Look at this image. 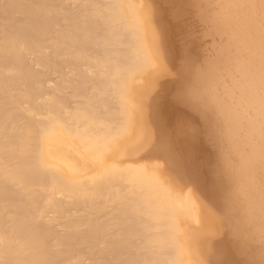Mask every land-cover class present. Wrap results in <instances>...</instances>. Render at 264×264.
I'll return each instance as SVG.
<instances>
[{
  "label": "bare ground",
  "instance_id": "obj_1",
  "mask_svg": "<svg viewBox=\"0 0 264 264\" xmlns=\"http://www.w3.org/2000/svg\"><path fill=\"white\" fill-rule=\"evenodd\" d=\"M67 1L0 0V264H197L192 254L195 244L192 240L200 243L193 249L199 248L208 255H202L205 261L236 264L237 257L234 258L237 261H233V255L230 258L226 252L212 257L225 250L231 241H224L222 231L211 228L209 223L213 222L208 220V223L200 216V203L197 202V211L204 225L197 221L201 228L194 230V226L188 230L187 224L183 225L184 219L193 221L198 217L183 201L185 199L173 196L158 175L137 167L138 163L121 166L114 161L124 160L130 155V148H136L140 136L136 122L142 120L137 114H142L139 111L145 108L144 104L139 108L142 103L137 102L149 90L147 87L155 84L163 65L154 55L161 43L157 37L158 46L152 44L157 40L149 29L154 25L148 23L156 19L150 17L151 13H156L151 11L149 14L152 9L149 7L146 13L145 0L143 6L140 0H99V3L96 0H71L76 4L75 9L67 7ZM189 1L184 2L189 5L194 2ZM196 1L198 7L199 3L205 4ZM208 1L207 7L198 10L209 12L205 8L211 4L209 9L214 12L216 7L213 8L212 3L218 6L214 14L209 12L214 25L208 22L206 13L202 14L226 37L221 35L222 41L225 40L221 42L225 56H220L226 64L222 66V73L215 72V75L216 67H208L205 71L201 68L204 76L198 74L199 79H195L204 90L197 84L201 88L197 90V86L194 93L204 92L197 98L192 90L186 91L189 93L187 98H197L192 101L194 110L198 105L203 106V97L213 102L219 113L215 120L221 118L218 126L222 128L218 132L220 136H216L218 140L221 137L230 152L227 159L230 161L221 165L223 174L219 176L223 181L226 179L222 189L226 198L222 201L219 188L216 192L220 195L212 193L214 199L219 197L222 201L219 200L216 208L219 221L216 224L228 225V236L235 234L231 244L237 254H231L248 256L250 252L245 259L238 256L243 264H264V238L261 235L264 225V28L259 10L242 7V0ZM218 48L215 53L220 50ZM160 51L164 52L163 49ZM214 59L210 63L215 62ZM157 62L162 65L159 67ZM63 65L70 68V74H61L55 91L45 95L47 72ZM182 76H185L183 72ZM141 79L144 80L142 85L139 84ZM68 87L70 96L77 98L76 102H82L72 108L65 105L64 89ZM204 118L208 117L204 115ZM209 118L210 121L214 119ZM211 122L215 123L214 120ZM222 148L221 145L220 150ZM215 168V173L220 172ZM210 170L208 175L212 172L214 177ZM211 188L215 189V186ZM217 200H213L215 204ZM201 213L205 212L202 210ZM214 215L210 214L211 220ZM188 227L192 226L189 224ZM217 235H221L220 240H215ZM195 253V257L200 258L203 252Z\"/></svg>",
  "mask_w": 264,
  "mask_h": 264
},
{
  "label": "rangeland",
  "instance_id": "obj_2",
  "mask_svg": "<svg viewBox=\"0 0 264 264\" xmlns=\"http://www.w3.org/2000/svg\"><path fill=\"white\" fill-rule=\"evenodd\" d=\"M73 1V0H72ZM101 1V0H100ZM99 0H96V3L98 2H100ZM142 1H143V4H142ZM147 1V2H146ZM155 1L156 0H145V2H146V4H148V5H146L145 4V2H144V0H140V3H141V5L143 6L144 4V6L143 7H146L148 10H147V12L146 13H148L149 12V8L151 9L150 10V12H149V14L151 13V11L153 12V13H156V14H152L151 13V15L152 16H150L149 14H147L148 16H150L151 18H153V19H155L154 21L153 20H149L148 21V23L149 24H153L152 26H153V29H154V27H156V30H153L152 28H150V26H149V29H150V33L152 32V34H151V36H154V35H156L155 37H156V39L155 40H157V37L159 38V41L157 40L155 43H152V44H155V46L154 47H157L158 45H157V43L159 42V43H161V44H159L160 46L162 45V46H164L163 48H161L160 46L157 48V50H155V51H157V52H155L154 53V55L156 56V58H157V56H158V58H160V59H158V61L160 62V60H161V62H162V66L161 65H159V63H158V65H159V67H160V69H159V74H158V76L156 77V81L154 82L155 84L153 85H150V86H154V87H152V88H150V86H149V88L147 87V89H149V90H147V91H145V93L146 94H144V96L146 97V99L144 98V96H143V101H142V99H140V101H138L137 103H142V105L141 106H139V108L140 107H143V104H144V107L146 108H142V111H139V112H141L142 114H137L138 115V117L140 116L141 118H142V120H143V123L144 124H146L145 126H147L148 128H146V127H144L143 125V123H142V125L140 124L141 122H142V120L139 122H136L138 125H137V131H138V133L140 134V136H141V134H145V136H139L138 137V141L140 140V142H138V141H136V150L134 149L133 150V148H130V155L129 156H127L126 158L127 159H129V160H127L125 157H124V160H114V161H116L115 163L116 164H119V165H121V166H125V165H131V166H136L137 165V167H141L142 169H144V170H146V171H148V172H150V173H154V174H156V175H158V177L159 178H161L162 179V181H163V183H165L164 185L168 188V190L170 191V193L173 195V196H175L176 198H179V199H181V200H183V199H185V200H187L188 199V202L187 201H185V200H183L185 203H188V206L192 209V210H194L193 211V213H194V215H195V213H197L196 215H195V217H198V219L196 220H193V221H191V220H189V219H184V223H183V225L184 224H187V225H185L187 228L186 229H190V228H195L194 226H196V228L194 229V230H199V228H201L200 226H197V225H199V222H200V220L202 219L201 217H203V219L204 218H206L207 219V222H208V220H209V222L211 221V222H213V223H209V225L211 224L212 225V227L211 228H213V227H215V228H213V229H216V231H222V238L223 237H225V240L224 241H227V242H230L229 244H230V246H229V244L226 242L225 244H228L227 245V247L225 246L224 248H225V250H220V251H218V252H216V253H218V255L215 253V254H212V257H213V255L214 256H217V257H219V254H222V253H225V254H227L228 256H230V258L232 257V255H233V257L231 258V260H233V261H237V262H235L236 264L238 263H240V264H243L242 263V259L240 258V257H238V256H241L242 258H244L245 259V257L247 258L249 255H251L250 254V252H249V254H248V256H243V255H235V254H237V253H235L236 251V249H234L233 250V246H232V240H233V235H235V234H232L231 233V235L229 234V236L231 237V239H230V237L228 236V233H230V230L228 229L229 227H228V225H221V223L222 222H220V224H216V223H218L219 221L217 220V218H216V214L218 213V210L216 209L217 208V206H218V204H219V200L221 201V199L220 198H222V201L223 200H225V198H226V196L225 195H222V194H224V191L222 190L223 188H224V184H225V181H226V179H225V181H223L221 178H219V176L221 175V174H223V170L221 169L222 168V164H224L226 161H230V160H227V159H229V157H230V152H228L229 150H226V146L224 145V142L223 141H221V137L219 138V140H218V137L216 136L217 134H218V136H220V133H218V132H221L222 130V128L220 129V127L218 126V124H221L219 121H218V119H220L221 120V118H217L216 117V119L217 120H215V115H219V113H218V111H217V109H216V106L213 104V102L211 103V101H209L208 102V100L205 98V97H203V99L201 98V100H204L205 99V102L204 103H206L205 105H204V103H203V101H202V104H203V110L201 111V109H202V107L201 106H199L198 105V107L194 110L192 107H194L195 105H193L192 103V101H196V99L197 98H199V97H201V93H203V92H201V91H197L198 93H194V92H196V87L198 86L197 84H200V86L202 85L200 82H199V80H197V79H199V76L202 74L203 75V73H205L204 71L208 68V67H212V68H214V67H216V68H214L215 69V71L213 72V74L215 73V74H218L219 73V71L222 73V66H224L225 64H226V61L224 62V60H223V58L222 57H224L225 55H224V49H222L224 52L222 53V50H221V48H223L222 47V45L224 46V43H221V42H224L225 40V36L224 35H222V33L221 32H219L218 31V29L216 28V26L214 27V26H211L213 23H212V21H211V16H209V15H211L210 13L212 12L211 11V9H209V7L211 6V4H209L210 6H208V8L206 9L205 8V10L206 11H211L210 13L209 12H204V10H200V12H199V10L198 9H201L200 7H202V8H204V7H207V2H209L208 0L206 1H204V0H199L198 1V3L199 2H205V4H204V6H203V4H198V5H200L199 7L197 6V3H194L196 0H193L194 2H191V0L189 1V2H191V5H189V3L187 4L186 2H184V1H187V0H157L156 1V3H155ZM167 3H166V2ZM183 1V2H182ZM212 1H216V0H212ZM71 2V0H68L67 1V3H65L66 5H67V7H69V8H73V9H75V7H76V4L74 5L72 2ZM158 2V3H157ZM164 2V3H163ZM182 2V3H181ZM197 2V1H196ZM167 5H166V4ZM174 3H176V4H174ZM177 3H180V4H177ZM184 3V4H183ZM196 4V5H194V4ZM64 4V6H66ZM162 4V5H161ZM165 4V5H164ZM183 4V5H182ZM194 6H193V5ZM213 4V8L214 7H216V8H214V10L216 9V11H214L213 10V8H212V10L214 11V12H217L218 10H217V8H218V6H214V4L215 3H212ZM151 5H153V6H155V8L153 7V6H151ZM177 5V6H176ZM182 5V6H181ZM185 5H186V7H185ZM202 5V6H201ZM180 6V7H179ZM189 6V7H188ZM197 8H196V7ZM149 7V8H148ZM176 7H178V8H176ZM157 9V10H155L154 11V9ZM166 8V9H165ZM176 8V9H175ZM184 9V10H183ZM176 10H177V12H176ZM181 11V12H180ZM157 12H159V13H157ZM180 12V13H179ZM214 12H212L213 14H214ZM164 13V14H163ZM176 13V14H175ZM177 13H179V15H177ZM204 13H206V16H208L207 18L209 19V21H208V19L203 15ZM208 13V14H207ZM159 14H160V16H159ZM202 14V15H201ZM155 15V16H154ZM147 16V17H148ZM200 16V17H199ZM213 16V15H212ZM146 17V19L148 20V19H151V18H147ZM203 17V18H202ZM210 17V18H209ZM159 18V19H158ZM203 20H202V19ZM158 19V20H157ZM205 19V20H204ZM150 21H153V22H155L156 21V23H157V21H158V23L156 24H154L153 22H150ZM206 21V22H205ZM210 22V23H212V24H210V23H208V22ZM166 26V27H164V26ZM214 25V24H213ZM162 28H161V27ZM211 27L212 28H215L216 29V32L218 31V34H216V32L214 31V32H212V30H215V29H212L211 30ZM175 28V29H174ZM181 28V29H180ZM152 29V30H151ZM161 29V30H160ZM169 29H171V30H169ZM173 30H175V31H173ZM155 31H158V32H155ZM165 32H166V34H165ZM159 35H158V34ZM161 33V34H160ZM170 33V34H169ZM213 33V34H212ZM219 33H220V35H219ZM214 34H215V36H214ZM164 35V36H163ZM170 35H171V37H170ZM219 36V39L217 40V36ZM224 36L223 38V41H222V36ZM175 36V37H174ZM160 37L162 38V39H160ZM166 37V38H165ZM174 37V38H173ZM168 38H171V39H168ZM221 38V39H220ZM154 38H152V42H154V40H153ZM189 40V41H188ZM216 40V41H215ZM219 40H220V42H219ZM165 41H167V43H165ZM169 41V42H168ZM163 42H164V44H163ZM220 44H219V43ZM178 44V45H177ZM217 44H219V45H217ZM175 48H174V47ZM185 46V47H184ZM217 46H219V48H220V50L218 51V52H214L216 49L215 48H217ZM166 47V48H165ZM170 47V48H169ZM182 47H183V49H182ZM187 47V48H186ZM169 48V49H168ZM178 48H179V50H178ZM190 48H192V49H190ZM218 48V49H219ZM154 49H156V48H154ZM164 50V52L166 53V55H164L165 53L164 52H162V51H160V50ZM165 49H166V51H165ZM171 49H173V51L171 50ZM187 49V50H186ZM217 49V50H218ZM158 50H159V53H158ZM170 50V51H169ZM181 50V51H180ZM172 51V52H171ZM175 51H176V53H175ZM221 51V52H220ZM160 52H161V55H160ZM192 52V53H191ZM219 52H220V54H219ZM170 53H173V54H170ZM219 54V56H218V54ZM216 54V55H215ZM227 54V53H226ZM223 55V56H222ZM161 56V57H160ZM193 56V57H192ZM214 56L216 57L215 59H214ZM220 56H222L221 58V60H220ZM163 57V58H162ZM173 59H172V58ZM175 57V58H174ZM219 57V58H218ZM164 58H165V60H164ZM170 58V59H169ZM182 58V59H181ZM226 58V57H225ZM180 59V60H179ZM203 59V60H202ZM210 59V60H209ZM211 59L213 60H215V62L213 61L212 63H210L211 62ZM168 60V61H167ZM172 60V61H171ZM173 60H174V62H173ZM187 60V61H186ZM206 60H209V61H207L206 63H204ZM201 61V62H200ZM219 61V62H218ZM164 62V63H163ZM165 62H167L166 64H165ZM172 62V63H171ZM176 62V63H175ZM189 62V63H188ZM170 63V64H169ZM194 63V65H193V68L191 67L192 66V64ZM175 64V65H174ZM183 64H184V66H183ZM209 64H211V65H209ZM167 65V66H166ZM187 65V66H186ZM68 66V65H67ZM202 66V67H201ZM214 66V67H213ZM179 67V68H178ZM197 67H200L199 69H198V71H199V73H198V71H197ZM165 68V69H164ZM169 68V69H168ZM184 68V69H183ZM187 68V69H186ZM204 70L203 71V73H201L202 71V69ZM176 69H178V70H176ZM188 69H190V72H189V70ZM216 69H218L217 71H216ZM221 69V70H220ZM171 70V71H170ZM182 70H185V71H187V72H189V74L188 73H185V71H182ZM195 70H196V72H195ZM157 71V70H156ZM175 71V72H174ZM69 72H71V70H70V68L69 67H66L65 65H63L62 66V68H60V67H58V68H56V69H54V70H51V72H47V74H46V76H45V85H47L46 87L47 88H45V95H47V94H49V93H53V91H55V87H56V83H57V80H58V78L60 77V75L61 74H70ZM182 72H183V75H185V76H182ZM193 72V73H192ZM218 72V73H217ZM157 73V72H156ZM170 73H172V74H170ZM179 74V75H177L178 76V79H177V76H176V74ZM192 73V74H191ZM197 73V74H196ZM220 73V74H221ZM198 74H199V76H198ZM214 74V75H215ZM195 75H196V77H195ZM201 75V76H202ZM65 76V75H64ZM67 76V75H66ZM172 76V77H171ZM175 76H176V78H175ZM181 76V77H180ZM187 76H188V78H187ZM198 76V77H197ZM204 76V75H203ZM202 76V77H203ZM165 77V78H164ZM184 77V78H183ZM162 78V79H161ZM181 78V79H180ZM192 78V79H191ZM195 78H197V79H195ZM185 79V81L187 82L188 80L191 82V84H190V82L188 81L187 83L185 82L184 83V80ZM188 79V80H187ZM193 79H194V81H193ZM166 80V81H165ZM177 80V81H176ZM161 81V82H160ZM168 81V82H167ZM176 81V82H175ZM143 82H144V80H140L139 81V84L140 85H142L143 84ZM163 82V83H162ZM177 82H179V83H177ZM195 82V83H194ZM198 82V83H197ZM168 83V84H167ZM171 83V84H170ZM159 84V85H158ZM161 84V85H160ZM165 84V85H164ZM185 84H189L188 86H190V85H192V87L190 88V87H187V85L186 86H183V85H185ZM193 84H194V86H193ZM196 84V85H195ZM168 85V86H167ZM162 86V87H161ZM172 87V88H171ZM177 87V88H176ZM180 87V88H179ZM184 87H186V88H184ZM166 88V89H165ZM168 88V89H167ZM170 88V89H169ZM188 88V89H187ZM193 88V89H192ZM195 88V89H194ZM199 88H201V87H199L198 86V89L197 90H200ZM204 87H203V85H202V89L201 90H204L203 89ZM151 89V90H150ZM161 89V90H160ZM172 89V90H171ZM185 89V92L183 91ZM187 89V90H186ZM190 89V90H189ZM192 90V93H194V95L195 94H197V95H195L196 97L194 98H192V100H190L191 98H187V95H189V93H190V91ZM167 91V92H166ZM174 91H175V93H174ZM186 91H188V92H186ZM147 92H149L148 93V95H147ZM170 92V93H169ZM181 92V93H180ZM184 92V93H183ZM201 92V93H200ZM64 93L66 94V97H65V105H66V103H67V105H69V106H71L70 108H72L74 105H76L77 104V102H81V100L80 101H77L76 102V99L77 98H73V97H71L70 96V88L68 87V88H65L64 89ZM168 93V94H167ZM182 93L184 94V95H182ZM186 93V94H185ZM167 94V95H166ZM177 94V95H176ZM198 94L200 95V96H198ZM147 95V96H146ZM150 95V96H149ZM171 95V96H170ZM183 96V97H181V96ZM186 95V96H185ZM48 96V95H47ZM154 96V97H153ZM173 96H174V98H173ZM68 97V98H67ZM170 97H172V98H170ZM155 98V99H154ZM186 98V99H185ZM153 99V100H152ZM188 99V100H187ZM67 100H69V101H67ZM172 100V101H171ZM201 100L199 101L200 103H201ZM145 101H146V103H145ZM157 101V102H156ZM189 101H191V102H189ZM150 102H151V105H150ZM197 102H198V100H197ZM208 102V103H207ZM78 103V106H81L80 104ZM82 103V102H81ZM188 104V105H187ZM192 104V105H191ZM195 104V103H194ZM159 105V106H158ZM183 105V106H182ZM185 105H186V107H185ZM190 105H191V107H190ZM68 106V107H69ZM78 106H76V107H78ZM148 106H149V109H148ZM152 106V107H151ZM161 106V107H160ZM166 106V107H165ZM175 106V107H174ZM157 107H159V108H157ZM213 107H215L214 109H213ZM158 110H157V109ZM161 108V109H160ZM195 108V107H194ZM199 108V109H198ZM188 109H190V110H188ZM193 109V110H192ZM143 110H145V111H143ZM146 110H148V111H146ZM152 110H153V112H152ZM155 110H156V112H155ZM178 110H180V111H178ZM200 110V111H199ZM187 111V112H186ZM192 111V112H191ZM198 111V112H197ZM206 111H208L207 113H206ZM144 112V113H143ZM148 112V113H147ZM204 112V113H203ZM217 112V113H216ZM146 113V114H145ZM156 113V114H155ZM158 113V114H157ZM161 113V115H163V116H161V115H159ZM177 113V114H176ZM203 113V114H202ZM206 113V114H205ZM210 114V115H208L207 116V114ZM214 114V115H213ZM156 115V116H155ZM159 115V116H158ZM204 115L206 116V117H208L209 118V116H210V118L212 117V118H214L213 120H214V122L215 123H213V122H211V121H213V120H208V118H204ZM217 115V116H218ZM214 116V117H213ZM148 117H150V118H148ZM164 117V118H163ZM175 117V118H174ZM182 118V119H184V120H186L189 124H190V126L192 127V129H194V136H192V135H190V136H180V135H175L174 133H173V131H172V129H173V127H174V124H175V121H176V119L177 118ZM219 117V116H218ZM147 120H145V119ZM160 118V119H159ZM209 118V119H210ZM140 118H138L137 120H139ZM164 119H166V121H164ZM197 119H198V121H197ZM162 120V121H161ZM192 120V121H191ZM204 120V121H203ZM150 121V122H149ZM174 123H173V122ZM218 123H217V122ZM159 122V123H158ZM164 122V123H163ZM191 122V123H190ZM201 122V123H200ZM210 122L212 123V125L210 124ZM151 123V124H150ZM168 123V124H167ZM208 123V124H207ZM158 124V125H157ZM161 124V125H160ZM203 124V125H202ZM214 124V125H213ZM215 124H217L216 126L217 127H219V129L216 127V128H214V126H215ZM156 125V126H155ZM206 125H208V126H205ZM141 126V128H139ZM142 126H143V128H142ZM158 126V127H157ZM172 126V127H171ZM203 126V127H202ZM210 126V127H209ZM211 126H213V127H211ZM201 127V128H200ZM145 128H146V131H145ZM151 128V129H150ZM153 128H154V130H153ZM198 128H199V130H198ZM204 128V129H203ZM210 128H211V130L212 129H214V130H212V131H210ZM141 129H143V132L141 133L140 132V130ZM149 129V130H148ZM160 129H163V130H160ZM166 130V131H165ZM216 130H218V131H216ZM221 130V131H220ZM162 131L164 132V133H162ZM215 131H216V133H215ZM147 132H148V137H147ZM166 132V133H165ZM209 132H211V133H209ZM213 132V133H212ZM149 133H151V136H150V134ZM199 135H198V134ZM213 134V135H212ZM167 135H169V136H167ZM197 135H198V137H200V138H197ZM150 136V137H149ZM157 136H159V137H157ZM196 136V137H195ZM214 136H216L217 137V139L215 140V138H214ZM166 137V138H165ZM181 137V138H180ZM187 137V138H186ZM164 138V139H163ZM175 138V139H174ZM151 139V141H149ZM180 139V140H179ZM195 141H194V140ZM203 139H205L204 141H203ZM148 140V141H147ZM154 140V141H153ZM163 144H160L159 143V141ZM170 140V141H169ZM209 140V141H208ZM217 140L218 141H220L221 142V144L219 145V143L220 142H217ZM223 140V139H222ZM145 142V141H147V142H149V143H152V144H156V143H158L159 145H161V147L158 145V144H156L157 146V148H155L154 150H152L151 151V153H153V154H150V152H143L142 150H140V151H142L141 153H139V148H138V152H137V145L139 144V143H142V142ZM153 141V142H152ZM156 141V142H155ZM158 141V142H157ZM163 141V142H162ZM167 141V142H166ZM176 141V142H175ZM202 141V142H201ZM138 142V143H137ZM189 142H190V144H189ZM193 144H192V143ZM196 142V143H195ZM203 142H204V144H203ZM208 142V143H207ZM168 144V145H166V144ZM174 145H173V144ZM217 143H218V145H217ZM209 144V145H208ZM170 145V146H169ZM194 145V146H193ZM204 145H206L205 146V148H203L204 147ZM222 145V147H224V148H222L221 150H220V146ZM164 148H163V147ZM166 146V147H165ZM218 146V147H217ZM159 147H160V150H159ZM168 147H170V148H168ZM163 148V149H162ZM208 148V149H207ZM165 149V150H164ZM167 149V150H166ZM169 149V150H168ZM173 149H175V151L173 150ZM189 149V150H188ZM198 149V150H197ZM219 149V150H218ZM228 149V148H227ZM133 150V151H132ZM155 150H157V152H154ZM159 150V151H158ZM173 150V151H172ZM197 150V151H196ZM209 150V151H208ZM136 153H139L138 155H133V153L134 154H136ZM160 151H162V152H160ZM168 151V152H167ZM171 153H170V152ZM203 151H205V152H203ZM220 151V152H219ZM187 153V155H186V153ZM193 152V153H192ZM196 152V153H195ZM201 152V153H200ZM227 152V154H225ZM155 153H156V155H155ZM159 153H161V154H164V155H159ZM195 153V154H194ZM197 153H199V155L197 154ZM214 153V154H213ZM146 154V155H145ZM189 154V155H188ZM133 155V156H132ZM143 157H142V156ZM167 155H169V157L167 156ZM172 155H173V157H172ZM176 155H179V156H176ZM204 155V156H203ZM208 155H209V157H208ZM135 156V157H134ZM140 158H142V159H137L138 157ZM147 156V157H146ZM185 156V157H184ZM187 156V157H186ZM129 157V158H128ZM132 157V158H131ZM134 157V158H133ZM161 157V158H160ZM164 157V158H163ZM182 157H184V158H182ZM197 157V158H196ZM205 157V158H204ZM195 158V159H194ZM198 158L200 159V160H198ZM204 160H203V159ZM208 158V159H207ZM219 158V160H217V159ZM132 159H134V160H132ZM137 159V160H136ZM157 159V160H156ZM173 159V160H172ZM207 159V160H206ZM216 159V160H215ZM171 160V161H170ZM179 160V161H178ZM211 163H210V162ZM216 161V162H215ZM169 162V163H168ZM213 162H215L216 164H213ZM121 163V164H120ZM125 163V164H124ZM132 163V164H131ZM136 163H138V164H136ZM140 163V164H139ZM178 163V165H176ZM136 164V165H135ZM151 164V165H150ZM211 166H210V165ZM217 165L220 167H218V169H217ZM222 165V166H221ZM210 166V167H209ZM214 166V167H213ZM215 166H216V168H215ZM165 167V168H164ZM167 167H169V169L167 168ZM191 168V167H193V168H191V170L189 169V168ZM204 167V168H203ZM175 168V169H174ZM199 168V170H197V169ZM206 168H207V170H206ZM209 168H211V170H210V172L211 171H213V173H214V177H216V178H214L212 175L213 174H209L208 175V169ZM214 168L215 169H217L216 170V172L218 171V170H220V172H217V173H220L219 175H217V173H215V170H214ZM183 170V171H182ZM203 171V172H199V171ZM221 170H222V173H221ZM153 171V172H152ZM179 171V172H178ZM195 171H197V172H195ZM158 172V173H157ZM188 172H189V174H188ZM195 172V173H194ZM185 173V174H184ZM194 173V174H193ZM206 173V174H205ZM182 174V175H181ZM191 174V175H190ZM216 174V175H215ZM212 177L213 179L211 180V178H209V177ZM170 177H171V179H170ZM221 177V176H220ZM199 178H200V180H199ZM173 179V180H172ZM176 179V180H175ZM197 179V180H196ZM205 179V180H204ZM209 179V180H208ZM217 179H220L221 181H219V180H217ZM171 180H172V182H171ZM199 180V181H198ZM207 180H208V182H207ZM215 180V181H214ZM177 181V182H176ZM180 181V182H179ZM214 181V183H212V182ZM223 181V182H222ZM202 182V183H201ZM209 182H210V184H209ZM215 182H218V184L219 185H221V186H219L218 184H216ZM219 182H222V183H219ZM169 183V184H168ZM224 183V184H223ZM203 185V186H202ZM212 185H213V187L215 186V189L214 188H211L212 187ZM216 185H218L219 187H217ZM177 186L180 188H177ZM211 186V187H210ZM223 186V187H222ZM203 187H205V188H203ZM217 187V188H216ZM174 188V189H173ZM219 188V192L221 193V195H220V193H218V192H216L217 190L216 189H218ZM171 189V190H170ZM210 189H211V191H210ZM176 190H178L179 192H177ZM213 190V191H212ZM220 190H222V192L220 191ZM209 191L211 192V194L209 193ZM214 192V193H213ZM215 194V193H217V194H219L220 196H222V197H217V195H216V199H218L217 201H218V203H214V201L213 200H216V199H214V195L213 194ZM211 195H213V197L211 196ZM218 195V196H219ZM185 196V197H184ZM209 196H211L212 198L210 199V197ZM223 196H225L224 197V199H223ZM192 198V199H191ZM210 199V200H209ZM213 199V200H212ZM216 201V202H217ZM221 201V202H222ZM190 202H191V205H190ZM197 202L198 203H200L199 204V206H201L200 208L197 206L198 204H197ZM212 204V205H211ZM215 204V205H214ZM213 206H215V208L213 207ZM70 207V206H69ZM195 207V208H194ZM203 207V208H202ZM204 207H206L207 209H208V211L206 212V208L204 209ZM197 208H199V211H201L202 212V210L206 213H201L200 212V216H199V212L197 211L198 209ZM202 208V210H200ZM212 209V210H211ZM210 210V211H209ZM196 211V212H195ZM215 215H214V214ZM203 214L204 215H206V216H203ZM210 214H212V215H214V218L211 220V216H210ZM198 215V216H197ZM208 216V217H207ZM210 216V217H209ZM200 217V218H199ZM213 217V216H212ZM209 218V219H208ZM200 219V220H199ZM205 220V219H204ZM197 221H199V222H197ZM203 221V220H202ZM202 221L200 222L201 224H202ZM204 223L206 224V221H204ZM190 224V226H192V227H188V225ZM200 224V225H201ZM202 225H204V224H202ZM215 225H218V227L217 226H215ZM197 227H198V229H197ZM221 227V228H220ZM223 227V228H222ZM228 227V228H227ZM218 228V229H217ZM188 229V230H189ZM192 229V230H193ZM226 229H228V230H226ZM229 231V232H228ZM225 232V233H224ZM232 232V231H231ZM219 236H221V235H217V237L215 238V240H220V238L221 237H219ZM229 238V239H228ZM190 239H192L191 237L189 238V240ZM224 239V238H223ZM228 239V240H227ZM187 240V239H186ZM195 242V244H194V246H193V243ZM192 242H191V240H190V243L192 244V246H193V248L195 247V246H197L198 244H200V243H196V241L195 240H192ZM202 247H203V244H202ZM192 248V254H193V257H194V259H195V261L197 262V264H198V262H200L201 261V259H203V258H201V257H203L202 255H204V257H206V256H208L203 250H201V249H193ZM197 248V247H196ZM229 248V249H228ZM232 248V249H231ZM201 250V251H200ZM233 250V251H232ZM195 251H196V253H197V255H200V253L201 252H203L201 255H200V258H197V257H199V256H197V257H195V255H194V253H195ZM198 252H199V254H198ZM232 252H234L233 254H231ZM195 253V254H196ZM229 253V254H228ZM205 254H206V256H205ZM246 254V255H247ZM235 256L237 257L236 259H234L235 258ZM197 259H198V261H197ZM200 259V260H199ZM88 259H85V262L87 261ZM89 261V260H88ZM88 261H87V263H88ZM207 261V260H206ZM204 259L202 260V263L204 264V262H206ZM208 263H205V264H209L210 262L209 261H207ZM201 262L199 263V264H202ZM211 264V263H210Z\"/></svg>",
  "mask_w": 264,
  "mask_h": 264
},
{
  "label": "snow or ice",
  "instance_id": "obj_3",
  "mask_svg": "<svg viewBox=\"0 0 264 264\" xmlns=\"http://www.w3.org/2000/svg\"><path fill=\"white\" fill-rule=\"evenodd\" d=\"M241 6L258 9L261 17V25L262 28H264V0H242ZM262 37H264V32H262ZM172 131L175 135H180V136L194 135V129H192L190 124L186 120L179 117L176 119ZM155 147H156L155 144L146 143V142H142L137 145V148L141 149L146 153L151 152ZM261 235L262 238H264V225H262ZM216 264H225V262L217 261Z\"/></svg>",
  "mask_w": 264,
  "mask_h": 264
}]
</instances>
